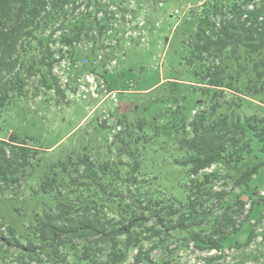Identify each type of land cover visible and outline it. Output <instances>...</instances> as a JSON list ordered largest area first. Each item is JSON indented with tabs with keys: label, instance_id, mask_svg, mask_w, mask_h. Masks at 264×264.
<instances>
[{
	"label": "trees",
	"instance_id": "obj_1",
	"mask_svg": "<svg viewBox=\"0 0 264 264\" xmlns=\"http://www.w3.org/2000/svg\"><path fill=\"white\" fill-rule=\"evenodd\" d=\"M99 4L0 0V111L22 97L26 80L36 78L42 90L64 95L53 67L62 60L63 47L90 37L97 15L88 11H98ZM82 5L88 9L77 13ZM184 24L190 31L196 25L182 44L188 49L187 76L201 86L191 88L194 94L181 102L195 98L198 108L207 100L208 107L187 120L186 108L179 107L181 102L173 106V100L159 117L162 124L154 117L122 114L108 147L112 156L102 161L86 154L70 157L43 167L41 175L36 173L40 151L12 131L8 141L0 139V194L26 180L28 198L20 200L30 210L24 214L12 204L17 198H10L26 231L18 234L8 225L4 236L0 223V241L36 264H125L132 251L130 264H160L150 254L157 249L167 253L172 233L183 235L181 246L191 242L207 251L221 249L241 230L236 222L244 201L225 188L213 191V185L230 180L233 188L249 190L264 165L252 156L254 142L264 156V115L247 114L243 106L250 103L240 97L225 109L211 88H234L241 94L263 88L264 0H206L200 18ZM58 33L60 49L53 50ZM249 70L253 77L246 81L243 75ZM251 156L256 164L244 167ZM213 165L225 173L204 172ZM252 238L250 231L248 242Z\"/></svg>",
	"mask_w": 264,
	"mask_h": 264
},
{
	"label": "rangeland",
	"instance_id": "obj_2",
	"mask_svg": "<svg viewBox=\"0 0 264 264\" xmlns=\"http://www.w3.org/2000/svg\"><path fill=\"white\" fill-rule=\"evenodd\" d=\"M93 1L100 3L101 7L98 11L95 7L89 8L91 15H97L90 37H83L72 48L63 47V58L52 70L64 95L42 90L36 78L26 80L22 97L0 111V139L8 141L9 134L14 131L20 140L39 150L42 158L36 171L39 175L43 167L70 157L76 159L86 154L98 161L107 159L112 156L108 154V147L115 132L114 126L122 114L154 117L162 124L164 122H160L159 117L172 106L173 100L177 101L173 105L176 106L186 95L191 98L194 94L191 88L201 86L187 76L188 49L182 43L196 28L193 23L192 30H187L184 21L199 19L206 0ZM87 9L82 5L77 13ZM191 11L194 18L190 16ZM54 39L52 49L58 50L59 33ZM55 57H59L58 52ZM251 74V70L247 71L244 80H250ZM261 86L262 89L255 88L256 92L246 91L244 94L227 87H212L211 92L215 91V101L225 109L238 103L240 97L250 103L243 106L247 114L258 112L264 115V110L260 109L264 107V83ZM194 97H198V93ZM194 99L179 105L181 109L186 108L182 111H187V120L196 110L209 105L205 100L206 103L194 108ZM258 148V142H254L252 156L264 160ZM252 156L246 159L244 167L256 164ZM212 171L225 173L221 166L214 165L204 172ZM172 178L167 181V186L174 184ZM20 182L21 186L15 190L0 194V223H3L1 231L4 236L8 225L15 226L18 234L26 231V221L21 223L12 212V204L21 207L24 214L30 210V206L20 200L28 198L27 181L22 179ZM222 188L230 191L232 197L244 201V211L236 222L237 225L241 222V230L229 236L221 249L207 251L196 249L191 242L181 246L183 235L172 233L167 241V253L159 249L151 252L150 257L155 263L264 264V165L253 176L246 192L233 188L230 180H218L213 185V191ZM11 197L17 198L14 203ZM214 212L215 215L220 213L218 209ZM250 231L253 238L248 242ZM148 247L150 245H146ZM134 254L135 251L130 253L125 264L132 262ZM20 255L17 248L0 241V264H36L26 255Z\"/></svg>",
	"mask_w": 264,
	"mask_h": 264
}]
</instances>
